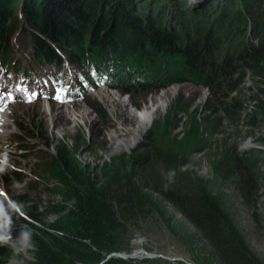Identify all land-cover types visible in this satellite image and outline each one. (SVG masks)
<instances>
[{"label": "trees", "instance_id": "16d2710c", "mask_svg": "<svg viewBox=\"0 0 264 264\" xmlns=\"http://www.w3.org/2000/svg\"><path fill=\"white\" fill-rule=\"evenodd\" d=\"M15 2L0 0V62L7 64L8 70L12 66L17 72L20 66L16 57L12 61L14 51L30 55L33 64L57 68L63 67L65 57L71 66L84 71L88 81L105 82L131 99L197 76L205 78L199 84L213 97L199 106L200 115H196L197 108L190 110L180 96L163 114L153 117L135 148L114 154L94 168L80 157L81 147L91 150L86 139H57L54 152L39 159L36 171L53 182L46 187L49 192L71 202L68 212L44 224L43 213L61 208L63 203L43 201L39 209L18 197L11 198L20 205L14 222L22 220L32 230L35 263L97 264L118 244L116 235L121 230L152 214L162 215L148 196L150 191L178 212L208 248L181 236L192 264H264L247 247L219 196L192 162V156L206 150L216 134L245 114L238 93L241 70L235 65L264 76L262 52L245 60L226 52L222 60H214L221 42L218 33L212 26L202 35L196 33L193 20H206L221 30L234 22L244 28L250 19L264 38V0H206L201 5L191 0H26L28 24L32 22L38 32L35 37L25 36L26 41L32 40L26 46L15 45L11 39L20 26L10 28V23H18L22 17L16 13ZM145 3L144 10H139ZM235 23L231 28L238 35L243 28ZM51 44L61 51L66 44L70 56L56 53ZM241 61L244 63L234 65ZM79 84L86 85L83 81ZM97 110L103 118V110ZM11 120L16 132L9 144L23 149L33 138L47 139L33 117L14 112ZM230 158V153L224 152L211 161L214 172L223 171L219 172L221 179L232 176ZM21 228L14 223L13 236ZM11 257L8 246H0V264ZM103 264L132 263L110 257Z\"/></svg>", "mask_w": 264, "mask_h": 264}, {"label": "rangeland", "instance_id": "374dc122", "mask_svg": "<svg viewBox=\"0 0 264 264\" xmlns=\"http://www.w3.org/2000/svg\"><path fill=\"white\" fill-rule=\"evenodd\" d=\"M62 1L68 3L69 0ZM191 1L193 4L201 5L206 0ZM25 2L26 0H16L14 8L18 16L22 15V17L20 22L10 23V28L15 24L16 27L20 26L17 32L13 31L11 35L15 45H18V42L24 46L29 45L27 42L32 40L26 41L28 39L26 37H35V33H38L35 28L31 27L32 22L30 26L28 24ZM158 4L160 5L161 2ZM145 5L146 3L139 5L138 9L144 10ZM155 6L153 5L154 8ZM10 20L9 18L7 25ZM193 21H195L193 22L194 31L200 35L209 26H212L218 33V39L221 42L219 43L218 39L216 41L219 45L214 52V60L217 59L219 62L226 52L234 57L241 56L243 60L252 53L262 52L264 59V38L257 34L250 19L246 21L244 28L241 25L238 26L239 22H234L238 28H243L238 35H234V30L231 28L234 23L230 28L215 30L216 25L208 24L206 20L194 18ZM24 28L26 30L23 32ZM194 36L197 35L194 34ZM19 37L21 39L18 40ZM17 47L20 48V45ZM51 47L56 53L65 52V55L70 56L69 47L66 44L63 46V51L55 49L52 44ZM21 53L14 51L13 59L11 58L12 61L14 57L19 59L20 66L17 72L12 66L7 70L5 66L7 64L0 62V74L3 71L5 74L6 72L11 73L9 78L14 80L9 84L8 77L0 78V84L18 93L6 102L4 107L6 120L0 123V156L6 154L10 163L7 171L0 175V198L12 200L11 198L18 197L19 200L25 201L24 204H31L39 209L43 201L63 203L61 208L43 213L41 222L44 224L66 214L71 205L70 201H63L49 192L46 187L53 182L43 179L36 171L40 163L39 159L49 151L54 152L57 139L65 137L86 139L91 150L88 151L86 147H81L80 157L90 168H94L114 154L129 152L135 148L142 140L153 117L163 114L180 96V101L183 104H189L190 110L197 108L196 115H200L199 106L213 99L209 90L199 84L205 79L201 76L189 81L171 83L144 97L131 99L126 94L110 89L105 82L96 86L95 82L88 81L84 71L79 70L77 66H71L65 57L63 67L59 71L56 66L33 64L30 55L24 53L20 55ZM236 63L240 65L244 62H234V65ZM235 66L241 70L238 77V93L245 114H240L234 124L227 125L228 127L224 128L223 132L216 134L206 150L192 156V162L198 175L207 179L213 192L219 196L247 247L264 263V76L252 73L251 69ZM25 70V73L30 74L31 72L34 77L37 76L33 79L29 76L21 79L22 88L27 93L21 89L16 90L15 81L17 79H15V74L19 76V74H24ZM78 75L81 81H78ZM40 77L42 80L38 79ZM82 81H85V87L79 84ZM87 85L90 88H87ZM217 100H222V98L219 97ZM133 103L138 104L139 107L135 108ZM151 107L153 108L152 118L142 130L133 113ZM98 108L103 110L105 115L103 118ZM14 112L33 117L37 124L46 131L47 139L43 141L33 138L27 144L28 147L23 149L9 144L12 135L16 132L11 120ZM183 118L184 116L181 120ZM224 152H229L231 155L232 176L221 179L219 172L223 171L214 172L211 161L220 158ZM147 194L158 205L162 215L152 214L149 218L139 221L137 225H130L126 230H121L116 235L118 244L104 253L103 257L110 252L129 253L135 249H142L156 254V257L144 259L127 257L125 260L132 264H160L161 258L158 256H168L183 257L192 263L190 254L181 242V236H187L198 247L208 251L198 233L178 212L154 193L147 191ZM14 223L29 228V225L22 220L17 221L16 219ZM8 248L13 252L14 257L6 259L4 264H36L32 248L24 253L15 252L9 246Z\"/></svg>", "mask_w": 264, "mask_h": 264}, {"label": "clouds", "instance_id": "9594fccd", "mask_svg": "<svg viewBox=\"0 0 264 264\" xmlns=\"http://www.w3.org/2000/svg\"><path fill=\"white\" fill-rule=\"evenodd\" d=\"M9 167L7 155L0 156V175L4 174ZM19 207L20 205L16 201L0 198V246H9L15 252L24 253L33 247V233L30 228L22 227L18 235L13 236V216L19 214L17 212Z\"/></svg>", "mask_w": 264, "mask_h": 264}, {"label": "bare ground", "instance_id": "6f19581e", "mask_svg": "<svg viewBox=\"0 0 264 264\" xmlns=\"http://www.w3.org/2000/svg\"><path fill=\"white\" fill-rule=\"evenodd\" d=\"M102 94V93H101ZM104 96V95H103ZM124 101V100H123ZM125 102V101H124ZM45 109H47V106L45 105ZM3 112V113H2ZM6 115V112L1 111V114H0V123H3L4 120H6L4 117ZM133 115L138 119V123H139V126L141 127V129L143 130V128H145V125L147 123L150 122L151 118H152V115H153V108H144V109H141L139 111H135L133 113ZM1 125V124H0ZM145 130V129H144ZM129 256L130 258L131 257H144V256H147V257H150L152 256L151 253H148L146 251H143V250H140V249H137L136 251H131L129 252ZM134 258V259H135Z\"/></svg>", "mask_w": 264, "mask_h": 264}, {"label": "built area", "instance_id": "2783aa9c", "mask_svg": "<svg viewBox=\"0 0 264 264\" xmlns=\"http://www.w3.org/2000/svg\"><path fill=\"white\" fill-rule=\"evenodd\" d=\"M143 251H145V250H143ZM151 254H152V256H150V257H156V254H154V253H151ZM150 257L144 256V257H137V258L144 259V258H150ZM158 257L161 258L160 264H192L190 261H188L187 259H185L183 257H168V256H158ZM131 258H133V257H131Z\"/></svg>", "mask_w": 264, "mask_h": 264}, {"label": "water", "instance_id": "95a60500", "mask_svg": "<svg viewBox=\"0 0 264 264\" xmlns=\"http://www.w3.org/2000/svg\"><path fill=\"white\" fill-rule=\"evenodd\" d=\"M137 249L133 250V251H136ZM142 250V249H140ZM110 257H119V258H127V257H130L129 256V253L127 252H124V251H120V252H110V253H107L106 255H104V257H102V259L97 263V264H103L105 261H107Z\"/></svg>", "mask_w": 264, "mask_h": 264}]
</instances>
